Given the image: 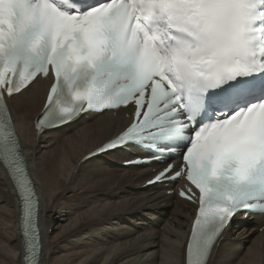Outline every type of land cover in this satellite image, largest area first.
Here are the masks:
<instances>
[{"label": "snow or ice", "instance_id": "obj_1", "mask_svg": "<svg viewBox=\"0 0 264 264\" xmlns=\"http://www.w3.org/2000/svg\"><path fill=\"white\" fill-rule=\"evenodd\" d=\"M41 74L38 133L125 107L127 126L90 156L139 147L136 163L164 165L148 184L187 182L180 264H209L235 215L264 216V0H0V170L23 264H41L39 200L8 100Z\"/></svg>", "mask_w": 264, "mask_h": 264}, {"label": "bare ground", "instance_id": "obj_2", "mask_svg": "<svg viewBox=\"0 0 264 264\" xmlns=\"http://www.w3.org/2000/svg\"><path fill=\"white\" fill-rule=\"evenodd\" d=\"M44 83L10 101L40 199L41 264H180L191 206L161 186L145 190L147 170L122 166L134 160L130 152L82 162L123 127L119 120L83 118L38 136ZM19 216L16 191L0 170V264H23ZM246 224L225 233L209 264H264V233Z\"/></svg>", "mask_w": 264, "mask_h": 264}]
</instances>
